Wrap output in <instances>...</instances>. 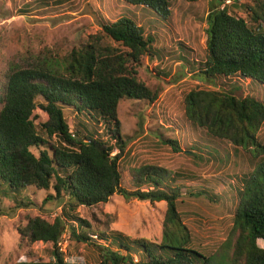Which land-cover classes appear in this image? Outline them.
<instances>
[{
  "label": "trees",
  "instance_id": "obj_1",
  "mask_svg": "<svg viewBox=\"0 0 264 264\" xmlns=\"http://www.w3.org/2000/svg\"><path fill=\"white\" fill-rule=\"evenodd\" d=\"M127 1L157 13L162 21L172 14L171 0ZM217 1L205 19L206 51L196 75L220 88L230 86L231 79L264 87V0H234L229 5ZM155 43V35L145 36L129 17L102 19L101 32L65 56L49 52L27 66L8 67L0 86V203L3 194H11L15 201L10 210L61 207L52 220L29 214L20 220V244L54 247L48 262L31 255L32 260L22 264H77L59 248L65 232L76 244L95 247L94 264H212L210 256L193 246L195 238L180 210V199L190 190L169 184L163 176L167 171L159 166L140 168L133 176L134 191L121 185L126 142L118 108L125 100H158L159 92L137 75L143 57L159 56ZM183 102L185 118L195 129L247 152L252 173L237 191L239 203L228 236L231 252L225 259L227 264H264V248L258 243H264V145L258 133L264 125V100L196 86ZM66 109L76 114L75 132ZM164 143L181 152L177 141ZM180 176L175 173L174 179ZM40 191L46 193L40 205L22 197ZM116 194L127 201L166 203L160 242L104 233L97 235L102 242L97 244L89 236L92 226L76 215L77 209L106 204Z\"/></svg>",
  "mask_w": 264,
  "mask_h": 264
},
{
  "label": "rangeland",
  "instance_id": "obj_2",
  "mask_svg": "<svg viewBox=\"0 0 264 264\" xmlns=\"http://www.w3.org/2000/svg\"><path fill=\"white\" fill-rule=\"evenodd\" d=\"M39 1L0 0V86L12 63L27 66L49 52L63 57L90 36L100 33L102 19L115 22L129 17L144 29L145 36L155 35L153 48L159 51V56L143 57L137 75L151 90L159 92L158 100L153 103L125 100L118 108L121 135L126 142V154L120 164L121 185L134 191L133 176L140 168L159 166L165 169L167 174L163 176L169 184L174 182V187L184 186L191 192L181 197L180 210L195 238L193 246L210 256L212 264H220V261L227 264L225 256H230L231 252L228 236L239 203L237 191L242 189L243 179L252 173V167L247 152L228 142L212 140L203 129L190 125L185 118L183 100L196 86L264 100V87L231 79L230 86L220 88L196 75V66L204 61L206 51L205 19L218 1L171 0L172 14L168 21H162L157 13L135 7L127 0H46L48 4ZM232 2L234 0H227L226 4ZM65 116L75 132V112L66 109ZM80 119L85 121L83 117ZM102 131L106 138L105 127ZM258 133L264 145V125ZM167 139L177 141L181 152H173V146L164 143ZM117 153L115 150L113 155ZM175 173L184 177L175 180ZM22 197L40 205L46 193L28 192ZM1 199L0 264H22L32 260L31 255L46 262L51 260L52 244L38 242L26 247L20 244L17 228L27 214L52 220L61 207L53 205L46 211L33 206L28 210H10L15 201L12 195L3 194ZM166 209L164 202L127 201L116 194L106 204L80 207L76 215L92 226L94 233L90 231L89 236L97 244L102 243L97 235L104 233L160 242ZM69 237L65 232L59 244L66 258L77 264H94L98 259L95 247L76 244ZM258 243L264 248L262 241Z\"/></svg>",
  "mask_w": 264,
  "mask_h": 264
}]
</instances>
